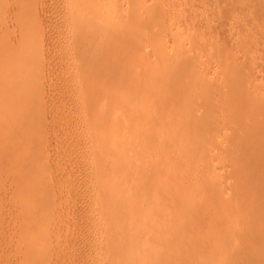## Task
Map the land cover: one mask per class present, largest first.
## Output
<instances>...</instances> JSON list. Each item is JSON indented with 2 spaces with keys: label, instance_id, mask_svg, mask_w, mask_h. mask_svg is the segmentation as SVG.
<instances>
[{
  "label": "rangeland",
  "instance_id": "obj_1",
  "mask_svg": "<svg viewBox=\"0 0 264 264\" xmlns=\"http://www.w3.org/2000/svg\"><path fill=\"white\" fill-rule=\"evenodd\" d=\"M102 1L106 0L99 2ZM67 3L68 0H0V83L6 75L4 80L9 81L2 80L0 86L1 92L6 90L0 92V264L109 263L108 252L103 251L107 245L101 240V236L105 237L103 225L87 224L88 209L92 206L99 209L100 203L90 205L86 198V186H91L86 184L87 162L83 160L92 142L106 132L91 126L90 117L82 109L84 99L98 98L91 108L96 116L102 113L104 123L117 118L125 125L121 134L127 138L121 144H142L146 145V152L152 151L153 157L148 159L147 152L146 162H141L145 167L151 164L154 175L162 172L163 164L167 163L175 176L181 174V179L183 176L185 185L179 188L178 199L185 203L180 207L185 212L191 205L190 213L202 214L207 208L202 201L206 199L195 197L217 184H226L222 191L230 192L226 196L238 200L240 206L249 199L248 193L241 191V183L247 177L256 191L255 197L264 194V143H261L264 142V0H108L111 13L102 14L110 17L116 34L110 42L99 46L95 58L98 77L85 78L90 93L84 98L78 90L79 79L91 67H80L67 48L73 39L72 32L65 29L72 19ZM103 22L99 24L100 30L111 34V23L108 19ZM14 64L25 65L18 67V72L13 69L15 77L7 74ZM153 74H158L157 80L149 82L147 78ZM12 76L17 85L20 82L18 86L11 82ZM143 77L149 83L136 85L139 89L136 94L130 92L134 82ZM11 88L16 91L11 93ZM5 92L11 98L4 97ZM130 94L144 104L145 116L139 112L142 118L139 113V118L131 113L127 105L123 107L126 103L116 108L110 99ZM212 169L217 174L221 172L218 182L215 183V178L203 181L206 175L201 173ZM154 175L142 181L143 189L150 187ZM239 183L242 188L232 194ZM174 189L178 190V185L164 191L172 193ZM96 197L100 200L101 196ZM209 210L212 214H207L208 221L202 219L205 224L200 222V226L205 229L208 225L205 235L210 237L209 233L217 236L225 227L228 230L223 233L232 230L231 222L237 220L236 214L239 216L243 209L231 210L234 219H228L233 217L231 212L224 215L221 220L228 219L227 223L214 220L216 211L212 212L211 206ZM261 210L264 211L260 209L257 213ZM258 214L259 219L246 217L253 223L251 226H257L255 231L252 227L247 230L249 234L240 226L241 216L236 221L238 225L234 221L236 231L233 229L230 241L236 247L231 245L233 249L229 252L228 245L225 246L228 248L225 254L228 251L235 260L232 262L230 256L225 261L264 264V213ZM101 215L102 212L98 217ZM191 217L187 222H196V217L195 221ZM249 219L242 224L248 223L250 227ZM200 226L199 229L192 226L196 232L191 225V229L187 227L196 236L187 230L185 233L189 235L177 244L189 237L194 240L189 243L202 239L208 242L212 237L207 239L205 235L196 240ZM98 227L103 229L102 233ZM95 231L100 241L97 240L94 251L97 259L91 261L89 246L97 238ZM222 241L208 242L206 247L214 249L210 253L198 242L203 249L196 250L201 249V254L195 250V257L193 252L189 254L192 258H186L192 261L193 257L194 261L198 258L203 264H221L216 261L220 253L215 250ZM230 241L226 244H231ZM118 255L113 253L112 257ZM181 259L184 261L178 258L173 263L182 264Z\"/></svg>",
  "mask_w": 264,
  "mask_h": 264
},
{
  "label": "bare ground",
  "instance_id": "obj_2",
  "mask_svg": "<svg viewBox=\"0 0 264 264\" xmlns=\"http://www.w3.org/2000/svg\"><path fill=\"white\" fill-rule=\"evenodd\" d=\"M99 1H101V0H99ZM99 1H97V0H68L69 3L66 4V6L68 7V10L70 9L72 11L71 12L72 13V19L65 25V29H68L69 32H72V36H73V39L70 42V44L68 46L67 45L66 46H67L68 50H70V53L72 52L71 56L73 57V59H75V58H76V60L78 59L80 67L85 66V68H86L87 65L89 67H91L90 72H88V71L84 72L83 71L84 76L79 79L78 87H80V89H78V90L81 92V94H83V95H81L82 96L81 98H84L88 93H90V91L88 90V87L85 85V78L89 77V78L94 80L98 77L97 76L98 74H96V67L97 66L95 64V58H96V55L99 54V51H100L99 46L104 44V43L110 42L113 39V36L116 34V33H113V32H115V29L113 30V28H112L113 23L110 21V17L106 16V14L105 15L102 14L103 12L111 13L110 12L111 7L107 6L108 0H106L107 3H106V1H102V2H99ZM103 2H105V3H103ZM104 4H105V6H103ZM101 5H102V7H100ZM107 19L109 21L108 22L109 25L111 23V25H110V28L112 30L111 34L106 33L105 30H103V32H102L99 28L101 25L100 23L103 21L104 22L107 21ZM27 20H28V18H27ZM25 21H26V18H25ZM93 35H96V36H93ZM12 58H14V57H12ZM26 58H27V55H25L24 59H26ZM20 61H19V63H20ZM111 61H113L112 58H111ZM23 62L25 64L26 60H24ZM13 66H15L16 68L15 67L12 68V70H11L12 73L8 69L7 72H9V73H7V74H10L9 76H11L13 74L15 77L16 73L13 71V69H15V70L17 69L16 72H18V71H20V68H23L25 65L18 66L20 68H18L15 64ZM157 75L158 74H155V75L153 74V75L149 76L147 79L150 80L149 82H153L152 80L154 78L157 80ZM153 76H156V77H153ZM5 77H3L2 80H4ZM14 77L12 76L13 80L11 82L14 81L15 85H17L15 82L16 79L14 80ZM6 79H9V78H6ZM145 79L143 77V78L136 80L134 82V85L131 87L130 92L132 91V93L136 94L139 91V89L136 88V85H137V87H138V85H140L142 87L146 83H149V82H146ZM2 80H1L0 86H2L1 84H3ZM4 81H6V83L9 82L7 80H4ZM34 81H36V80H34ZM19 83L20 82H18V85H19ZM6 85H8V84H6ZM11 85H12V83H11ZM15 85H13V88L15 87ZM2 88H4V87H2ZM76 88H77V86H76ZM0 89H1V87H0ZM4 90L5 89H3L2 92H4ZM14 90H12V88H11L10 92L12 93V91H13V93H14L17 90V88L15 91ZM75 91H76V89H75ZM79 91L76 93H79ZM9 94H10L9 92H5L4 97H5V95H8L11 98V94L10 95ZM134 94H130L128 97L119 98L118 100L116 98H113V97H110V99L112 101V104H114L116 106V108H121V105L123 104V102L126 103L123 105V107L127 105L126 107H129L131 113H136L135 115H137V113L143 112L142 107L144 104L142 102H140L139 100L137 101V100L133 99ZM96 99H98V98L94 97L90 101H88L87 99L82 100V102H84L83 103L84 106L82 109L86 113V115H85V113H84V115L85 116L88 115V118L90 117L89 123L91 124V126L96 128L97 130H100L99 132H106V134L102 138L95 139L92 142V144L90 145V147L88 146L89 147L87 149L88 150V156L83 159L84 162H85V160L87 162V164H85V166H84L85 167L84 169L88 171V174L86 175L87 177H85V178H87L86 184L91 186V188H88V186H86L85 194L88 191V194H86L87 195L86 198L89 199L88 203H90V205L95 204L96 206H98L97 201H99V203H100L99 209L94 208L93 206L88 209L89 210L88 212H90V214L87 215L88 222H89V223L87 222V224H91V223L94 225L96 224V227L97 226L101 227L103 225L104 230H105L104 231L105 233H103L105 235H103V237L104 236L105 237L102 238V236H101V240L103 239L102 244H104L105 246L107 245L106 246L107 250L105 249L103 251H106V253L108 252L107 257L109 258V260L106 259V262H109L110 264H174L173 262L175 260H177L178 258H183L184 261L181 259L182 264L185 261L186 262L184 264H189V263H191V264H203L205 262H203V260L200 261L198 258H196V261H194V257L196 254L195 252L198 251L196 249L201 248L200 246L202 244L204 246V249L203 248H201V249H203L205 252H208V253L214 252V249H212V247L211 248L206 247L208 242H210L209 240H211V239L213 240L211 242L217 241L218 239H219V241L223 240L222 242L219 243V245H220L219 247H218V245L216 246L217 250H215V251L220 253L219 254L220 256H218V258H216V261L217 262L220 261L221 264H227V263L229 264L230 262L225 261V260H228L229 258L232 257L231 261L233 262V260H235V259L233 258V255H231L229 252L234 247H236V244L230 241V238L232 240L234 237V235L232 233H235L234 232V230H235L234 226H236V225L233 226L235 220H233V222H231L232 220H230L231 227L228 225L229 223L227 224V226H229L232 230H230V228H229L230 231H226V232H229V233L231 232L230 234L228 233V235H230V236L233 235L232 237L226 235L227 234L226 232L223 233V231L225 229L228 230L227 229L228 227L227 228L225 227L224 230L222 231L221 230V228H223L222 225H225V223H222L221 228L219 230L222 231V233L225 235V237L223 236L221 231H219V234H221L222 236L220 235L221 237L219 236L218 238H217V236L219 234L218 235L215 234L217 236H212L213 234H210L208 232L209 235H211L210 237H212L211 239L208 240V242L205 239L204 240L202 239V238H204L203 236L208 231V230H206L208 225L206 226L205 229H203L202 227H205V226H200V222L202 225H204L205 222L208 221V219L206 220L205 218L207 217V214H208V216L212 214V213L209 214L207 212L209 210L210 206H211L212 212L214 211V213H215V211H216L215 215L217 214V216L214 215V217H215L214 220L218 219L219 222L224 215L229 216V214L230 215L233 214V217L229 216L228 219H230V218L234 219L235 213H234V211H231V210L232 209L235 210L236 207L243 209V210H241V213H243V214L240 213L239 216L236 214V217H237L236 221H238L240 216L242 218L245 217V219H249V218H246L247 216H249V217L253 216V217H250V219H254V217L256 216L255 219L256 218L259 219V217H261V214H258V213H261V212L264 213V211H262V210H261V212L257 213V211H260V209H264L262 207V206H264V198H262L264 194L261 195L262 197L261 196L255 197L256 195L254 193H256V191L254 192L252 190V188L250 187L251 182L249 181V178L247 177L241 183V185H243V189L241 191L245 190V192L248 193L249 199L247 201L246 200L243 201V203L240 204V206H238L239 205L238 200L232 201L233 199L230 198L231 196L230 197L226 196L227 194L230 193V192H226L227 189L225 191L227 194L224 193V191H222L223 186H226V184L220 185V186H218L219 184H217V187H215L214 189L213 188L212 189L206 188L196 195L195 200H199L200 198H202V200L206 199V201H202V202L205 203V206L207 208H205L206 210H204V212H202V214L199 213V216H198V214H195V212H193V213L191 212L192 216H193V218H192L191 213L189 212L191 210L190 209L191 205H190V208L189 207L187 208V209H189V211L186 210L187 212H185L184 208L180 209V207L185 204V203L183 204L182 201H180L178 199L179 193H180L179 188H183L184 187L183 184L185 183V180L183 181V176H182V179L180 178L181 174L175 176V174L172 173L173 171H171V169H170L171 164L169 165L167 163L163 164L162 172H159L155 175H154V169H153V167H151L152 166L151 164L147 163L152 168V170H150L151 168H149V169L146 168L149 166L145 167L144 162H143V164L141 162L142 160L143 161L146 160L145 156H146V153L148 152V151L146 152V150H148L146 148V145L137 144V143L136 144L134 143L135 146H134V144H132V145L131 144L125 145L123 143L121 144V140L123 138L124 139L127 138V136H125L124 134H121V131H122V129H124L125 125L123 123L118 122L117 118H113V120L104 123L102 121V119L100 118V115L102 113H100L99 116H96L95 110L91 108L92 104L96 101ZM115 99L117 101H115ZM153 107L155 108V110L157 109V106L154 105ZM101 108L103 109V107H101ZM143 113L145 114V112H143ZM142 114L139 113L138 115L139 116L141 115V118H142ZM144 114H143V116H145ZM139 116L137 118H139ZM120 124H123L124 126L120 125ZM117 131H118V133H117ZM262 140H264V139H262ZM261 143H264V142H261ZM127 145H128V147H127ZM140 145H141V147H145L146 149L142 148V150H141ZM258 146H259V144H258ZM138 147H140V149ZM139 150H141V151H139ZM136 154H137V156H136ZM150 154H153L152 151L147 153V158L149 157L148 159H151L150 156H152V155H150ZM239 157H241V156H239ZM134 159L140 160V161L136 160L139 163H136V161ZM144 169L146 170V172L143 171ZM147 170H150V171H148V173H147ZM220 173H218V174H220ZM218 174L213 169L210 172L207 171V173H204V172L201 173L202 176L206 175L205 179L203 181L210 182V181H213L215 178L216 179V180H214L215 183L218 182ZM153 175H154V177L152 179V183H151L150 187L147 189H143L142 188V181L145 178H147L149 176H153ZM222 175H219V176H222ZM198 176H200V173ZM245 176H247V175H245ZM180 180H181V182H180ZM221 182H222V180H221ZM180 183H181V185H180ZM83 184L85 185V183H83ZM175 185H178V190L174 189V191L172 193H171L172 190L168 191V192L164 191L168 187H170L172 189ZM179 185L181 187H179ZM239 185H240V183H239ZM241 185L236 187V188L234 186V188H233L234 190L232 189L233 191L229 190V188H228V191H232V194H234L233 192L238 191V190H240V188H242ZM78 187H80V186H78ZM87 188H88V190H87ZM223 194H225L226 197ZM257 194H258V192H257ZM167 195H169V196H167ZM96 196H98V198H99V196H101L100 200H97ZM198 197H199V199H198ZM195 200L193 198L192 202L194 203ZM208 200H210V201H208ZM142 201H145V203L141 204L140 202H142ZM179 201L182 203V205L180 203H178ZM240 203H241V201H240ZM187 204H189V203H187ZM233 205H235V206L237 205V206L235 207ZM99 210L102 212L101 217H98V215H100V213H101V212H99ZM97 212H99L98 215H96ZM209 212H211V210H209ZM229 212H231V213H229ZM235 212H240V210L239 211L236 210ZM187 214H190V215H187ZM193 214H195V215H193ZM257 215H260V216L257 217ZM83 216H84V214H83ZM189 217H191V220L192 219L194 220L195 219L194 217H196V219H195L196 222H192V221L187 222V218H189ZM212 217L213 216H211L210 219ZM241 217H240V219H241L240 226L242 225L241 228L244 227L243 229L244 230L246 229L245 230L246 233H248V234L250 233L249 231L247 232V230H249L251 227H252L251 228L252 231L256 230L257 226H255V225L251 226L250 225V224H253V223H251L250 219H249L250 220V222H249L250 227L247 225L248 223L243 225L246 221L248 222V220L245 221V219L244 218L242 219ZM202 219L203 220L205 219V222L201 221ZM228 219H223V220H221V222L227 220V221H225L227 223L229 221ZM83 220L84 219H82V221ZM214 220H212L211 222H213ZM243 220H244V223H243ZM197 221L199 223V226L201 227L200 228L201 230H199L200 233L198 232L199 235L197 236V239H196V237H195V239L198 240L202 236L201 239L204 241V243L202 240H199L197 242L195 241V243L193 242L194 246H195V247L193 246V248H195L193 250H192L193 243L192 242L189 243V241L190 240L194 241V240H192V238L190 239V237L186 241H184V240L181 241V243H182L181 245L177 244V241H180L181 239H183L184 237L189 235V233L187 234L185 232L188 230L190 225H191V228H192V226H195L196 229H199V226L196 227V225H195V224H198ZM236 221H235V224H237ZM193 223H195V224L193 225ZM213 224L214 223H212L211 225H213ZM216 224H217V222H216ZM246 225H247V228L249 227L248 229L246 228ZM218 226L220 227V225H218ZM232 227H234V228H232ZM191 228H189V229H191ZM99 229L97 230L98 232L102 228L100 230ZM192 229H194V227ZM196 229H194L195 232L197 231ZM237 229H239V228H237ZM102 230H101V233H102ZM97 231H95L97 238L95 239L94 244H92V242H91L92 245L89 246L90 247L89 251L90 252L92 251L91 256L89 255V257H91L90 260L95 259V261L97 258H95L94 251L98 247L97 242L100 241V240H98L99 239V237H98L99 233ZM188 232L191 233V230H188ZM203 232H204V234H202ZM121 234H124V236L121 237L120 236ZM192 234H194L196 236V233H191V235ZM207 237L210 238L208 236V234H207V236L205 235V238H207ZM213 237H216V238L213 239ZM222 237H223V239H221ZM226 237H228V238H226ZM224 239H225V241H224ZM104 241L106 242V244ZM226 241H228V242L230 241L231 244H229V243L226 244ZM198 242H202V244H198ZM251 242H250V244H251ZM196 243L199 245V247L197 246ZM222 245H223V247H221ZM227 245L229 247V250H228L229 252L227 251L226 254L228 253V255L225 254V251L228 249V248H226ZM231 245L233 248L232 247L230 248ZM220 247H221V249H219ZM224 247L226 249H223ZM254 249H256V248H254ZM200 250L198 252H200V254H201ZM203 250H202V252H203ZM219 250H221V251H219ZM84 251H86V249ZM103 251H101V252L103 253ZM205 252H203V253L206 254ZM221 252H223V253L221 254ZM113 253H118L119 255L116 258H113L112 257ZM190 253L194 254V257H193L194 262L192 261V259H189V260L187 259L190 256L189 255ZM254 253H255V251L253 252V254ZM250 254H252V253H250ZM100 255H102V254H100ZM198 255H199V253H198ZM225 255H226L227 259H224ZM104 256H105V252H104L103 257ZM252 256H251V258H252ZM100 258H101V256H100ZM189 258H192V256H190ZM197 260H199V261H197ZM189 261H192V262H189ZM106 262L104 261V263H106ZM196 262H198V263H196ZM97 263H98V261H97ZM101 264H103V263H101ZM230 264H232V263H230Z\"/></svg>",
  "mask_w": 264,
  "mask_h": 264
}]
</instances>
